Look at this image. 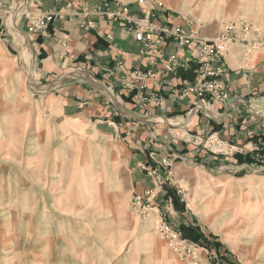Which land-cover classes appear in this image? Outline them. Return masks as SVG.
I'll list each match as a JSON object with an SVG mask.
<instances>
[{"label": "crops", "instance_id": "obj_1", "mask_svg": "<svg viewBox=\"0 0 264 264\" xmlns=\"http://www.w3.org/2000/svg\"><path fill=\"white\" fill-rule=\"evenodd\" d=\"M3 1L11 14L0 15V36L5 37L0 41L9 59L15 61L17 75L26 80L30 98L49 106L45 108L49 113L55 110L58 116L53 117L59 119L61 126L64 121L80 122L87 137L103 148H115L130 184L135 186L134 194H142L151 184L142 166H154L155 160L174 157L177 168L195 164L203 169H221L227 158L211 155L195 140L216 139L231 147L236 152L231 168L264 170V51H249L244 45L230 48L217 65L221 67L217 78L222 87L220 99L206 97L202 101L193 95L180 98L183 84L192 82L195 72L186 49L178 47L175 39H165L160 45L162 59L149 66L140 54L142 44L125 22L94 12L115 11L119 5H126L131 15L148 12L152 22L180 26L185 35L208 39L216 38L224 23L205 29L199 22H190L168 8L155 9L153 0H145L144 6L136 0ZM35 5L41 12L54 14L45 35L27 33L26 20L19 14V10L34 9ZM190 47L194 48V44ZM172 55L180 58V66L166 71ZM148 69L154 71V78L145 81L146 89L132 93L121 90L119 82L124 74ZM154 98L159 101L155 103ZM45 149H37L39 158L46 156ZM170 195L177 200L173 191ZM30 203L28 197L24 211L13 212L12 208L11 212H0V220L6 228L24 230V246L39 252V264H74L78 260L106 264L104 251L78 257V246H82L78 234L69 235L70 246L63 245L62 229L65 226L69 231L75 230L77 222L69 218L76 214H33L28 210ZM173 210L183 215L176 208L171 214ZM61 218L71 220L70 224L60 222ZM100 226L82 225L85 242L91 240L89 233L106 239V228ZM34 234L40 239L32 240ZM100 256L102 261H94Z\"/></svg>", "mask_w": 264, "mask_h": 264}, {"label": "rangeland", "instance_id": "obj_2", "mask_svg": "<svg viewBox=\"0 0 264 264\" xmlns=\"http://www.w3.org/2000/svg\"><path fill=\"white\" fill-rule=\"evenodd\" d=\"M163 5L205 29L245 22L264 39V0H163ZM1 46L0 212L24 211L29 197L33 214H76L69 218L77 222L75 230L62 229L63 245H69V235L78 234V257L104 251L106 264H264V170L231 168L236 153L231 147L216 139L195 140L211 155L227 158L221 169L177 168L174 157L155 160L154 166H142L151 184L134 194L117 150L87 137L80 122L61 126L55 110L49 113V106L30 98L26 80L17 75L18 67L0 41ZM40 147L46 156L39 158ZM152 190L155 197L149 200L146 192ZM174 208L183 215L171 214ZM89 224L106 228V239L89 233L91 240L85 242L81 229ZM166 228L179 236L170 240ZM183 231L197 241L186 239ZM23 234L0 220V264H39V252L25 248ZM38 239V234L32 236ZM78 262L88 264L73 261Z\"/></svg>", "mask_w": 264, "mask_h": 264}, {"label": "built area", "instance_id": "obj_3", "mask_svg": "<svg viewBox=\"0 0 264 264\" xmlns=\"http://www.w3.org/2000/svg\"><path fill=\"white\" fill-rule=\"evenodd\" d=\"M136 2L142 6L146 3L145 0H136ZM152 6L157 10L164 8L163 0H153ZM1 14H11V10L5 6L3 0H0ZM19 14L26 20L27 33L32 35H45L54 17L53 13L39 11L37 5L34 6V9L29 7L26 10H19ZM94 14L125 22L129 29L134 32L136 41L142 44L140 54L145 56L146 63L149 66L156 65L157 60L162 59L160 45L165 39H175L178 47L186 49V54L195 65V72L192 82L183 84L180 98L193 95L202 101L206 97L212 100L220 99L222 87L217 78L221 73V67H217V65H220L230 48L234 45H244L249 51H264V39L257 38V31L245 22L238 25L224 24L216 38L208 39L197 35H185L182 33L180 26H163L152 22L149 20L148 12L142 13L143 15L140 16L131 15L128 13L126 5H119L115 11L106 9L105 12H102L97 9ZM90 25L91 23H88L86 26L89 27ZM191 44H194V48L190 47ZM152 51L156 54L153 55ZM180 63V58L177 55H172L167 60L165 69L166 71H175ZM152 78H154V71L150 69L147 71H132L121 77L119 87L126 93L142 91L146 89L145 81ZM158 101V98H154L155 103ZM163 166L167 167L170 164L163 161ZM155 172L156 169L151 171V173ZM146 195L149 196V200L155 197L153 190L147 191ZM166 232L169 233L168 238L170 240H175L179 236L169 228H166Z\"/></svg>", "mask_w": 264, "mask_h": 264}, {"label": "trees", "instance_id": "obj_4", "mask_svg": "<svg viewBox=\"0 0 264 264\" xmlns=\"http://www.w3.org/2000/svg\"><path fill=\"white\" fill-rule=\"evenodd\" d=\"M172 200H173V203L175 204V199L172 198ZM183 235L186 239H189L190 241H193V242L197 241L196 238H194L192 235L190 236L189 233H186L185 231H183Z\"/></svg>", "mask_w": 264, "mask_h": 264}, {"label": "bare ground", "instance_id": "obj_5", "mask_svg": "<svg viewBox=\"0 0 264 264\" xmlns=\"http://www.w3.org/2000/svg\"><path fill=\"white\" fill-rule=\"evenodd\" d=\"M10 20V19H9Z\"/></svg>", "mask_w": 264, "mask_h": 264}]
</instances>
